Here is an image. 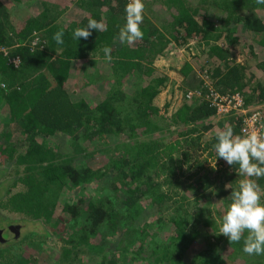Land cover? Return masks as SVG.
Listing matches in <instances>:
<instances>
[{"label":"trees","instance_id":"obj_1","mask_svg":"<svg viewBox=\"0 0 264 264\" xmlns=\"http://www.w3.org/2000/svg\"><path fill=\"white\" fill-rule=\"evenodd\" d=\"M28 1L0 0V222L19 227L0 243V264L37 262L15 260L21 241L47 244L49 264H264L216 233L241 177L213 149L226 125L242 135L252 111L264 126V5L144 0L143 39L122 44L127 0H37L38 12ZM89 18L107 30L76 41ZM194 38L204 54L181 63V106L158 116L153 99L169 78L153 63ZM247 39L251 59L240 62L231 46ZM216 94L241 95L246 113L219 112ZM16 218L43 230L19 239Z\"/></svg>","mask_w":264,"mask_h":264},{"label":"clouds","instance_id":"obj_2","mask_svg":"<svg viewBox=\"0 0 264 264\" xmlns=\"http://www.w3.org/2000/svg\"><path fill=\"white\" fill-rule=\"evenodd\" d=\"M264 5V0H256ZM144 0H127L124 12L125 23L119 28L117 39L120 43H133L143 39L141 25L144 20ZM92 30L106 31L102 22L89 18L86 26L73 30V39L87 40ZM64 32L53 35L57 45L64 43ZM106 61L112 60L111 48L103 49ZM213 149L215 159H223L241 177L231 188V200L217 221V234L225 236L231 244H241V251L248 256H264V193L257 183L264 177V126L245 134H235L231 125L215 133Z\"/></svg>","mask_w":264,"mask_h":264},{"label":"rangeland","instance_id":"obj_3","mask_svg":"<svg viewBox=\"0 0 264 264\" xmlns=\"http://www.w3.org/2000/svg\"><path fill=\"white\" fill-rule=\"evenodd\" d=\"M36 1L37 0H30L26 3V5L30 7L33 4L35 5ZM55 2L62 3L64 5L68 4V6L70 4L66 0H55ZM36 8H37V12H38V9H40V4L34 6V11H36ZM159 14L165 16L166 15V9L165 10L162 9V12H160ZM196 40L197 39H195V38L193 40H189V42L187 44H185L184 46H177L172 41V43L166 48V50H165L166 52L164 53V55L161 57H157V59L153 63L154 67L157 68V70L165 73L169 78V80L166 81L164 86L161 87L160 92L153 99V105H155L158 109V111H157L158 116L164 115L166 117H170L171 114L173 112H175L181 106L182 97H183V91H182V87H181L182 74L179 71L181 63L183 60H187L188 62H191V63H193L194 66H196V64H194L196 59H193V57L194 56H202L204 54V53H201V49L196 44ZM218 43L221 45L222 42H218ZM248 43H249V40L247 39L246 42H244L240 45H235L234 47L231 46V50H233L236 59L240 62H243L244 60H250L251 59V58H249V56H248L249 53L247 54V50H246L248 47ZM202 57L200 59H202ZM87 60H88L87 58L86 59H78L74 63L75 69H80V67H82V65L85 62H87ZM97 67H98V73L99 74H105L108 71L107 65L106 64L103 65L101 62H99L97 64ZM91 69H92V67L90 66L88 68L89 72L91 71ZM255 72L261 73L258 70H256ZM74 74L75 73H73L72 76H74ZM75 81H76V78L74 79V82ZM83 82H84L83 79H80V83L83 84ZM101 85H99V87L102 88L103 86H101ZM74 86H76V85H74ZM92 87L94 88V86H92ZM72 88H74V87L70 86V90ZM96 88H98V87H96ZM101 88H100V90H101ZM90 89H91V87H90ZM209 89H211V88H209ZM178 129H181V128H178ZM210 165H216V163L212 162ZM72 195L73 194H71L69 192H67V193L64 192V197L62 199H67L69 196H72ZM59 203L61 204L62 200ZM16 219L18 220L17 224L21 226L19 239L20 238L24 239L26 236V235L24 236V234H26V233H31L34 231L35 232H42V230H43V227L38 223H34V222L29 221V220H21L19 218H16ZM62 221H63V217L59 216L57 222L55 223V226L58 225V228H59V226L61 227L62 223H60V222H62ZM5 224L6 223L0 222V229L3 228L5 226ZM49 227L52 228V226H49ZM64 227H63V229H64ZM60 230H61V228H60ZM32 236H33L32 240L34 242V234ZM19 239H17V242L19 241ZM8 240L9 241L14 240V238L12 237ZM14 244L15 243H13V245ZM199 246H201V243L195 242L193 244V251L194 252L197 251L199 249L198 248ZM13 249L20 256L19 258L17 256L15 257V260H17V261L22 259L21 258L22 255L26 259L32 260V259H34V254H35V257H36L35 259H37V262H35L34 264H49V262L43 263V260H46V256L47 255L51 256V253H52V250L49 249L47 244H44L43 246H40V247L39 246L34 247V244H32L30 242H26V241H21V242L17 243V245L15 244ZM34 251H36V253H34ZM45 253H47V255H45ZM8 254H9V252H8ZM8 254L5 255V258H6V256H8ZM26 263L32 264V261H30V262L27 261Z\"/></svg>","mask_w":264,"mask_h":264},{"label":"built area","instance_id":"obj_4","mask_svg":"<svg viewBox=\"0 0 264 264\" xmlns=\"http://www.w3.org/2000/svg\"><path fill=\"white\" fill-rule=\"evenodd\" d=\"M15 65L18 64V60L12 61ZM216 98H219L216 102L218 106L219 112H234L245 114L246 108H244V100L242 99L241 95L235 94L230 96H219L218 94L215 95ZM245 125L242 128V134L252 131L253 129H259L262 126V116L259 111H252L245 117Z\"/></svg>","mask_w":264,"mask_h":264},{"label":"flooded vegetation","instance_id":"obj_5","mask_svg":"<svg viewBox=\"0 0 264 264\" xmlns=\"http://www.w3.org/2000/svg\"><path fill=\"white\" fill-rule=\"evenodd\" d=\"M19 227L17 225H8L4 226L0 230L3 231V234L0 233V243H4L5 241L7 242L8 239L12 237H17L18 236V229ZM11 241V240H10ZM9 242V240H8Z\"/></svg>","mask_w":264,"mask_h":264},{"label":"water","instance_id":"obj_6","mask_svg":"<svg viewBox=\"0 0 264 264\" xmlns=\"http://www.w3.org/2000/svg\"><path fill=\"white\" fill-rule=\"evenodd\" d=\"M0 233H1V234H3V231H2V230H0Z\"/></svg>","mask_w":264,"mask_h":264}]
</instances>
